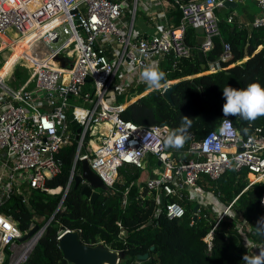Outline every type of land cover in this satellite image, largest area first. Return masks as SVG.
<instances>
[{"label":"built area","instance_id":"built-area-1","mask_svg":"<svg viewBox=\"0 0 264 264\" xmlns=\"http://www.w3.org/2000/svg\"><path fill=\"white\" fill-rule=\"evenodd\" d=\"M170 1L181 12L179 25H171L164 18L160 31L145 37L134 29L139 0H133L130 22L126 20L128 0H0L2 50L34 38L28 45L29 57L24 55L22 59L32 64L28 65L31 76L24 85L12 89L0 74V264L25 263L46 233L49 223L20 243L19 239L36 224L22 232L8 204L19 195L29 205L33 190L57 193V189L46 187V181L62 174L59 153L76 141L71 114L81 128L76 162L88 160L92 171L109 189H114L124 166L145 169L143 160L147 154L161 163L162 173L155 174L146 185L157 201H162L163 196L176 199L166 205L170 219L185 215L187 194L198 187L202 178L216 182L230 171H247L246 190L255 185L264 187V127L250 125V133L244 136L231 121L236 131L228 138L219 132L222 121L199 142L191 144L187 154L193 156L187 159L182 154L175 156L164 146V139L172 132L169 126L144 127L123 119L127 105L117 104L118 92L146 84L141 73L148 67L156 68L158 58H190L193 49L186 42L189 28L204 29L200 48L203 53L210 52L222 35L218 10L225 8L226 1L239 4L246 0ZM254 1L260 13L249 28L259 31L264 29V0ZM235 17V13L231 14L228 23ZM9 31L14 32V38L8 36ZM232 57L231 45L225 43L224 53L206 65L205 73L225 70L222 64ZM41 92L48 94L42 97ZM93 141L99 144L97 149H91ZM84 147L89 149L85 155ZM75 175L78 173L74 166L69 181L72 185ZM128 193L129 189L123 192L124 205ZM234 202L227 207L218 203L214 212L217 222L205 238L208 251L213 248L215 229L229 218L237 221L236 230L246 255L258 254L264 249V239H254L257 221L249 223L235 213ZM208 207L211 206L205 204ZM260 209L264 217V190ZM68 232L72 231H61L58 239Z\"/></svg>","mask_w":264,"mask_h":264},{"label":"trees","instance_id":"trees-1","mask_svg":"<svg viewBox=\"0 0 264 264\" xmlns=\"http://www.w3.org/2000/svg\"><path fill=\"white\" fill-rule=\"evenodd\" d=\"M229 11L232 10L224 8L218 13L221 38L215 40L210 52L203 53L205 64L208 65L220 59L224 53V44L229 43L233 57L222 64L225 70L203 74L198 35L195 29L189 28L186 42L192 47L193 55L178 60L173 55H165L157 66L158 70L166 74L167 82L195 76L178 84L171 101L160 89L152 90L128 105L150 90L147 84L117 93V104L128 105L122 113L123 119L138 126L167 125L174 131L180 128L183 117L191 119L184 147L180 150L170 148L175 156L182 154L190 159L193 155L187 152L191 144L199 142L225 119L222 112L225 103L222 90L225 87L245 89L251 83H259L264 87V29H239L234 23L227 22ZM181 17L179 11L174 18V26L179 25ZM260 46L263 47L258 51ZM22 59H17L14 65ZM26 63L32 65L29 61ZM227 118L244 136L250 133V125L264 127V116L254 122L245 121L239 116ZM245 128L248 129L247 134L242 131ZM191 135H194L193 139ZM77 148L78 143L73 140L71 145L59 153L63 172L46 181L47 188H62L61 193L51 195L33 190L29 205L24 204L19 195L8 204L22 232H27L33 223L40 227L49 223L45 235L23 264H62L64 257L58 237L61 231L67 230L78 232L81 242L86 245L97 246L103 243L112 251L124 252L126 258L120 264H243L242 257L246 252L236 230L237 221L226 218L219 224L214 231L212 251L209 252L205 238L217 222L212 207H201L197 220H194L193 209L197 202H189L187 194L185 215L180 219L168 218L166 205L176 199L163 196L162 201H157L156 195L146 184L137 185L140 178L138 168L133 174L124 175L123 183L119 180L116 182L114 194L102 192L94 208L90 199L81 194V188L74 189V184L66 193L74 166L76 172L81 173V164L76 162ZM247 174V171L238 174L230 171L216 182L203 178L202 185L206 191H213L225 207L235 201L232 210L252 223L262 215L260 199L264 187L255 185L246 190L249 183ZM119 175L123 176V168ZM126 189H129V193L124 205L123 192ZM64 196L65 200L59 208ZM149 223L152 225L149 226ZM254 239H258L257 236ZM144 255H149V258L138 260L139 256ZM4 264H9V261Z\"/></svg>","mask_w":264,"mask_h":264},{"label":"crops","instance_id":"crops-1","mask_svg":"<svg viewBox=\"0 0 264 264\" xmlns=\"http://www.w3.org/2000/svg\"><path fill=\"white\" fill-rule=\"evenodd\" d=\"M128 1L130 4V11L127 12L126 20L128 22H130L131 21V13L130 12H131V7L133 6V0H128ZM248 1L249 0H246L244 2L239 3L237 9H227L226 8L227 10H232V11H229L228 16L226 17V20L228 22V17L231 14L235 13L236 17L234 18V21L230 24L234 23L239 29L247 28L250 31H252L249 28V25L252 23V21L255 19V17L260 13V9H259V6H258L256 1L251 0L250 3ZM220 11H223V9L218 10L217 15ZM178 14H179V10H178L177 6L173 2H171L170 0H139L138 6H137V12H136V16H135L134 29L141 36L149 37V36L155 35L160 31L161 27L164 26V24H163L164 18H166L168 20L169 24L175 25L174 24L175 23L174 18ZM5 39L9 40V38L6 36H5ZM28 42H29L28 44H26V42H25L23 44H18L15 46L13 45L14 47L12 46V50H13V53H16V55H14L12 53L14 55L12 59H10L11 58L10 57L9 58L10 60L6 59V61L3 64H0V74H1V72H2V76H4V74H5L4 77H7L6 80H8L9 77L11 76V74L14 70L12 68H14L16 66V65H14L16 60L20 59L18 57H20V56L24 57V55L20 52H24L26 56L30 55V52L28 51V47H29L28 45L31 43V40H29ZM262 47L263 46H260L258 48V51L261 50ZM12 54L10 52V55H12ZM162 58L156 59V65L159 64V62ZM5 64H6V66L4 67V69H1L3 67V65H5ZM156 68H157V66H156ZM203 74H208V73H205V71H203ZM194 77L195 76L180 79V80L169 81V82H167V86L170 87V86L176 85L178 83H181L183 81L191 80ZM29 78H27L25 81L17 80L16 82H19L20 83L19 87H21L22 85H24V83ZM131 88H135V87L132 86L129 89H131ZM16 89H18V88H16ZM150 91H152V89H150L147 92H145L144 94L138 96V98L143 96V95H146ZM135 99H133L132 101H134ZM151 157L152 156H150V158ZM150 158H149V160H150ZM149 160L146 159L147 162L145 163V165H146L145 169H143V170L139 169L140 170V178H139L137 185H140L142 183L146 184L148 180L152 179L153 175L162 173V171H163V168L161 165H159L160 162L157 159H156V162H157L156 166L157 167L150 165ZM136 169H137L136 167L131 166V165L124 166L123 167V176L118 175L119 181L121 183H123L122 180H123L124 175L133 174ZM119 173H120V171H119ZM78 174H81V173H78ZM202 182H203V178L199 182L198 187L195 190H193L190 195L188 194V196H190L189 202L190 201L191 202H197V204H200L201 207H205V204H207V205L209 204L212 207V210H214L213 212H215L217 205L220 202L218 201L217 197L214 195L213 191H206L205 190L206 187L205 188L203 187Z\"/></svg>","mask_w":264,"mask_h":264},{"label":"water","instance_id":"water-1","mask_svg":"<svg viewBox=\"0 0 264 264\" xmlns=\"http://www.w3.org/2000/svg\"><path fill=\"white\" fill-rule=\"evenodd\" d=\"M237 7H238V3L236 2H229V1L225 2V8L227 9H237ZM195 32L198 35L197 44L199 46H202L204 44V36H203L204 29L202 27H198L195 29ZM199 57L201 61V70L206 71V64L204 61L203 52L199 53ZM178 84L167 87V90L164 91V95L169 101L172 100V93L177 88ZM139 98L132 101L128 105L134 103ZM69 120L71 122L72 130L76 132L75 139L76 141H79L81 128L78 127V124L74 120L73 114L69 116ZM149 158L150 155L147 154L146 159L149 160ZM80 164H81V174L75 175L74 177L73 180L74 189L81 188V194L90 199L92 208H94L96 201L100 197L102 192H109L111 194H114L115 191L114 189H109L104 184V182L92 171V169L89 166L88 160L84 159L80 161ZM159 165H161V163H159ZM154 177L155 176L153 175L152 178ZM71 185L72 183H69L66 189V193L70 189ZM61 191L62 189L59 190V192H57L56 194L61 193ZM64 200H65V196L62 198L60 205L63 204ZM200 207L201 205L197 204L193 209L194 220H197L198 218V212L200 210ZM148 225L150 226L152 225V223H149ZM39 229L40 226L35 225L32 229H30V231L27 234H25L22 238L19 239V242L25 243L31 237H33L38 232ZM59 246L64 257L62 264H120L126 258V254L124 252L112 251L109 247H107L103 243L97 246H89L82 243L80 240V235L76 231L65 233L59 239ZM148 258L149 255H144V256H139L138 260L144 261L147 260Z\"/></svg>","mask_w":264,"mask_h":264},{"label":"clouds","instance_id":"clouds-1","mask_svg":"<svg viewBox=\"0 0 264 264\" xmlns=\"http://www.w3.org/2000/svg\"><path fill=\"white\" fill-rule=\"evenodd\" d=\"M141 80L147 84L152 90H167L166 74L154 67H148L141 73ZM163 82V83H162ZM223 98L225 103L222 106V112L225 117L219 132L228 138L235 135L232 128L231 120L227 117L239 116L241 119L254 122L261 116H264V87L259 83H251L245 89H235L230 86L223 90ZM191 126V119L183 117L179 129L172 131L165 139L164 146L180 150L184 147L188 136L187 128ZM247 134L248 129L242 130ZM258 239H264V217L257 220L255 225V233ZM244 264H264V249L258 254L242 257Z\"/></svg>","mask_w":264,"mask_h":264},{"label":"rangeland","instance_id":"rangeland-1","mask_svg":"<svg viewBox=\"0 0 264 264\" xmlns=\"http://www.w3.org/2000/svg\"><path fill=\"white\" fill-rule=\"evenodd\" d=\"M248 2L250 3L251 0H249ZM7 34H8V36H10L12 38H14V36H15L14 35V32H12V31L7 32ZM0 48H1V46H0ZM10 52H11L10 49L9 50H2V51H0V64H3L6 61V59H9L11 57ZM13 54L16 55V53H13ZM18 58H24V57L20 56ZM30 75H31V69H29L28 68V64H26V62L22 60V61H19L16 64V66L14 67V70H13L11 76L6 81H7L8 86H10L12 89H16V88H19V86H20V83L19 82H16V81L17 80L25 81L27 78L30 77ZM47 94H48L47 92H41L40 96L43 97V96H46ZM87 153H89V149H87V148L84 147L82 149V154L85 155ZM143 162L146 163L147 161L144 159ZM149 163H150V165L157 167L156 166L157 162H156V159L154 157H151L150 158ZM118 180H119V178H118Z\"/></svg>","mask_w":264,"mask_h":264},{"label":"bare ground","instance_id":"bare-ground-1","mask_svg":"<svg viewBox=\"0 0 264 264\" xmlns=\"http://www.w3.org/2000/svg\"><path fill=\"white\" fill-rule=\"evenodd\" d=\"M31 41H33L34 40V38H31L30 39ZM29 42H26V44H28ZM14 46L16 45V44H13ZM12 45V46H13ZM13 46V47H14ZM4 47L5 46H2L1 48H0V51L2 50V49H4ZM26 48V47H25ZM11 50V54L13 53V50L12 49H10ZM20 52V51H19ZM20 53H22L23 55H25V53L24 52H20ZM12 56V55H11ZM6 66V64L5 65H3V67L1 68V69H4V67ZM12 69H14V68H12ZM12 71V70H11ZM11 73V72H10ZM1 75H2V72H1ZM4 76H5V74H4ZM5 78H7V77H5ZM90 147H91V149H97L98 147H99V144L96 142V141H93V142H91V144H90ZM252 177V176H251ZM59 190L57 189V192H58Z\"/></svg>","mask_w":264,"mask_h":264}]
</instances>
